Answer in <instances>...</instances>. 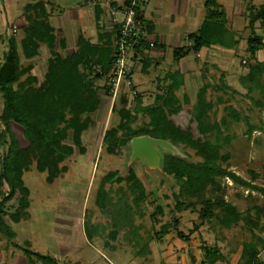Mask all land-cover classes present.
Wrapping results in <instances>:
<instances>
[{"label": "trees", "instance_id": "trees-1", "mask_svg": "<svg viewBox=\"0 0 264 264\" xmlns=\"http://www.w3.org/2000/svg\"><path fill=\"white\" fill-rule=\"evenodd\" d=\"M48 4H52L51 0L25 2L21 8L25 24L21 28L18 44L12 34L3 40L5 49L0 59V146L5 145L6 148L0 153V187L6 183L8 190L6 194L0 190V231L7 236L10 235L4 228V215L15 223L30 217L29 189L23 180L24 172L33 167L44 174L46 183H52L66 170L62 162L67 157L75 151L83 153L81 135L92 123L88 114L94 112L100 102L93 80L102 78L107 82L113 59L112 30L105 29L100 23L104 8L99 3L93 5L95 41L77 31L73 51L65 55L56 50L57 47H66V38L61 28L50 23ZM203 6L204 16L200 25L184 35L187 43L172 47L173 59L178 60L189 53L197 54L201 48L212 44L228 48L237 43L236 32L226 25L217 0H203ZM246 8V25L250 30L246 37L248 61L247 70L239 76L238 82L246 88V93L258 88L264 95V60L255 56L256 51L264 47V37L254 32V22L264 20V0L256 6L250 3ZM151 27V23L147 22L148 33ZM41 45L47 48L48 57L42 79L38 81L30 72V63L22 64L20 61V54L24 59L33 57ZM147 48L148 43L144 39H139L134 47L133 56L143 71L149 65L157 64L146 54ZM182 83V73L177 69H168L157 78L156 91L149 103H142L139 93L132 97V101L123 92L119 94L118 106L114 107L118 120L102 136L106 152L118 153L122 147L130 145L132 138L149 136L163 141L156 147H189L199 159H191L181 151H165L158 156L160 171L177 182V191L172 194L174 203L169 209L170 220L162 223L147 239L139 231L141 224L134 222L135 217L143 216V205L147 200L143 183L131 172L124 175L112 170L105 172L99 179L93 200L99 212L109 219L110 227L103 246H109L108 241L116 239L121 233L122 239L134 247L133 254L142 256L149 253L150 239L159 238L170 229L178 238L187 241L188 234L178 229L179 220L174 213L195 209L200 224L213 221L221 228H230L239 222L245 225L250 236L240 243L236 264H264L259 257L260 250L264 248V186L251 182L257 177L254 171H250L248 180L236 174L227 164L228 154L219 153L220 141L229 140L228 135L220 136L221 127L228 118L233 121L243 118L247 133L256 126L231 104L223 105L224 113L218 119H211L210 111H213L214 103L206 98V88H228L220 77V84L204 82L195 94L191 117L197 134L189 127H181L171 115L178 113L182 101H186L183 96L181 101L175 94ZM104 86L106 91L109 90L108 83ZM216 102L221 103L222 99L218 96ZM253 102L264 106L261 98H253ZM137 116L143 119L134 125ZM13 123L21 128V135L26 140L24 146L17 144L12 131ZM222 178L258 191L263 197L261 204H252L245 212L239 210L224 199ZM113 183L117 184L115 189L111 187ZM12 197H15V204L5 206V202ZM161 212V204H154L152 215ZM82 224L88 240L96 236L100 229L105 230V226L92 223L87 217ZM13 245L21 250L28 264H35L36 261L69 264L31 249L28 242H13ZM200 248V264H213L222 256L215 245L202 244Z\"/></svg>", "mask_w": 264, "mask_h": 264}, {"label": "rangeland", "instance_id": "rangeland-1", "mask_svg": "<svg viewBox=\"0 0 264 264\" xmlns=\"http://www.w3.org/2000/svg\"><path fill=\"white\" fill-rule=\"evenodd\" d=\"M22 1L32 0H20L21 4ZM52 1V4H48L50 21L54 27L62 28L66 38V47L56 48L61 55L73 51V40L79 29L84 31L86 36L89 35L88 38L91 41H95L96 30L92 24V12L86 5V0ZM3 2L7 4L9 0H0V8ZM193 2L194 0H180L179 3L177 0H148L146 7L144 6L145 11L151 9L155 12L156 17L152 19L155 32L163 37V41L169 47L186 44L187 41L183 34L197 29L200 25L204 16L203 7L198 8L195 16L187 15L194 5ZM217 2L224 13L226 25L236 32L235 46L220 48L212 44L211 49L207 50L205 55L199 51L200 55L195 58L191 57L195 54L189 53V56L178 60L172 58L170 48H168L166 54L158 57L159 62L149 65L145 71L141 70L139 62L134 63L131 68L132 87L135 94L141 95L142 103H149L156 91L157 78H160L168 69L179 70L182 73L183 83L175 94L181 101L182 96L186 101H182L180 111L171 115V118L176 124L189 127L194 134H197L195 122L191 117L195 94L204 82L220 84L221 77V80L229 86L228 88H206V98L214 103L213 111H210L211 119H218L224 113L223 105L231 104L241 116L246 115L249 122L256 127L247 133V125L243 118L238 121L228 118L227 123L221 127L220 136L228 135L229 140L220 141L219 153L228 154L227 164L236 174L248 180L250 171H254L257 177L251 182L264 186V106H257L253 102V98L264 100V95H261L258 88L246 93V88L238 82L239 76L247 70L248 61L246 37L250 34V30L246 25V7L250 3L256 6L261 0H217ZM19 11H21V6ZM77 16L80 19H77ZM196 21L199 22L196 24ZM102 25L105 29L109 27L104 22ZM8 31L18 44L22 33H19L17 28L14 33H11L9 29ZM254 32L264 37V20L254 22ZM4 49L5 44L3 43L0 45V53ZM146 54L150 57V49ZM255 56L258 60H264V47L259 48ZM47 57V48L41 45L38 53L33 57L24 59L20 54V61L22 64L30 63V72L40 81ZM106 83L102 78L93 80L100 102L97 109L88 114L92 123L81 135L83 153L75 151L67 157L62 162L66 165V170L52 183H46L44 174L37 172L33 167L24 172L23 180L29 189L28 212L30 217L28 220H20L17 223L5 217L4 228L10 236L0 231L4 239L8 242L11 239L18 244L28 242L31 249L57 257L60 263L69 264L83 263L73 251L79 247L83 248L80 249L81 254L90 250L94 259L104 264L114 263V261L116 264H200L202 259L200 245L202 244L215 245L220 249L222 256L213 264H236L240 243L250 236L247 227L241 222L230 228H221L213 221H204L200 224L195 209H185L174 213L179 220L178 229L188 234L187 241L178 238L173 229H170L159 238L150 239L148 241L149 253L142 256L133 254L134 247L122 239L121 233L116 239L108 241L109 246H103L105 234L110 227L109 219L99 212L93 200L99 179L105 172L112 170L123 175L131 172L143 183L147 200L143 205V216L135 217L134 222L141 224L139 231L147 239L159 229L162 223L170 220L169 209L174 203L172 194L177 191V182L160 171L158 156L165 151H181L191 159H199L191 148L181 145L177 148L155 146L157 156L155 151L145 155L135 154L131 145H125L118 153L106 152L102 136L104 131L115 125L118 120L114 107L118 106L119 94L123 92L131 101L135 95L131 94L130 88L121 86L117 98L112 102L108 90H105ZM218 96L222 99L221 103L216 102ZM141 119L143 118L137 116L134 125H138ZM1 130L0 125V132ZM12 131L17 144L24 146L26 140L21 135L20 126L13 123ZM5 148V145H1L0 153ZM121 184L124 185L123 182ZM221 184L224 188V199L243 212L252 204L260 205L262 202L263 197L258 191L235 183L229 178H222ZM111 187L115 189L117 184L113 183ZM8 204L13 206L15 197L9 200ZM154 204H161V213L152 215ZM250 212L253 211L250 210ZM78 215L81 218H78ZM86 217L92 223L105 226V230L100 229L99 233L90 239V242L87 241L81 229L83 228L81 220L83 221ZM194 225L197 227L194 228ZM3 236L0 234V239ZM7 241L0 242V253L3 260L7 257ZM4 244H6L5 248ZM62 248L66 249L65 253L61 250ZM15 250L18 254V249L15 248ZM259 257L264 263V248L260 250ZM18 258H25V256L22 253ZM37 262L36 264H40Z\"/></svg>", "mask_w": 264, "mask_h": 264}, {"label": "built area", "instance_id": "built-area-1", "mask_svg": "<svg viewBox=\"0 0 264 264\" xmlns=\"http://www.w3.org/2000/svg\"><path fill=\"white\" fill-rule=\"evenodd\" d=\"M144 1L107 0L105 2L109 27L112 30L113 59L107 79L110 85L108 93L112 102L117 98L121 86L130 88L131 94H135L130 71L136 62L133 55L138 40L147 41V50L153 46V41L148 38L147 23L140 14ZM9 30L14 33L15 26L11 25Z\"/></svg>", "mask_w": 264, "mask_h": 264}, {"label": "crops", "instance_id": "crops-1", "mask_svg": "<svg viewBox=\"0 0 264 264\" xmlns=\"http://www.w3.org/2000/svg\"><path fill=\"white\" fill-rule=\"evenodd\" d=\"M106 1L107 0H86V5L91 9V12H92V24L93 25H94L93 5L95 3H99L104 8V14L101 16L100 23L104 22V23L108 24V26H109V19H108L107 12H106V9H105L106 8L105 7V2ZM173 1H176V0H173ZM19 2H20V0H9V2L7 4H4V2H3L2 5H1V8H0V45H2L4 43L3 40L5 39V37L7 35H9V31H8V29H10L9 26L14 25L15 26V30L17 28L18 32L21 33V28L25 24L24 19H23L22 15H21V11H19V8H20V6L22 8L24 3L27 2V1H22V4H21V2L20 3ZM51 2L53 3L52 0H51ZM179 2H180V0H177V3H179ZM147 3H148V0H145L144 3L142 4V6L140 8V14H141L142 18L145 20L146 23L149 22L152 25L151 32L148 33V38L151 39L152 41L155 40V42H154V45L150 48V51H151L150 58L153 61L158 63L159 62V60H158L159 58L158 57H161V54H166L168 48H170V53H171L172 47L177 46V45H173L172 47H169V45H167L163 41V39H162L163 37L159 36L158 34H156L155 28H154V24L152 23L153 22L152 19L154 17H156V14H154L155 12L153 10H151V9H147V11H145V7H146ZM193 3H194V5L191 7V10L188 11V13H187V15H189V16H195V13H196V11L198 10L199 7H203V9H204L203 0H194ZM172 5H174V3ZM173 9H174V6H173ZM77 19H80V17L77 16ZM49 21H50V14H49ZM198 22L199 21H196V24ZM50 23H51V21H50ZM57 27L61 28L60 26H57ZM107 29H110V27H108ZM78 31H81L85 37H87V38L89 37V35L86 36L84 31H82L80 29ZM185 34L186 33L183 34V37H184ZM210 47H212V46L203 47V48L200 49V51L202 53H204V55H205V53H207V50L209 51L211 49ZM219 47L220 48H227V47H222V46H219ZM199 55H200V53L198 52L195 55H191V57L195 58V57H197ZM187 56H189V55H186L184 57H187ZM1 57H2V53H0V59H1ZM0 190H1L2 194H6L7 193L8 187H7L6 183L2 184V186L0 187ZM13 198L14 197L8 199L5 202V206L11 207V205H9L8 202H9V200H12ZM5 217L7 218L6 215H4L2 217L4 221H6ZM78 218H81V216L78 215ZM82 222L83 221L81 220V225L83 226ZM81 229H83V228H81ZM82 231H84V230H82ZM0 234L3 236V234L1 232H0ZM1 238L2 239H0V242L2 240L3 241H7V240L4 239V236L1 237ZM87 241L90 242V240H88V239H87ZM13 242H15V241H13L11 239H10L9 242L7 241V243H8L7 257H5V260H3L2 256H1V253H0V263L1 264H5L7 262V264H28L27 261H26V258H21V259L18 258L20 256V254H22V252L17 246L13 245ZM16 244H18V243H16ZM90 246L93 247V245L91 243H90ZM3 247L5 248L6 244H4ZM15 248L18 249V252H19L18 254H16ZM80 249H81V247L75 248V250H73V251H75V253H77V256H78L79 260L83 261L82 264H104L103 262L97 261L96 259H94V257L92 256V252L90 250H86V251H84L81 254L80 251L83 248L81 250ZM61 250H63V252L65 253L66 249L62 248ZM60 252H62V251H60ZM13 254H14V257H13ZM55 258L58 260L57 257H55ZM38 262L40 264H42L40 261H38ZM109 264H116V263L114 261V263H109Z\"/></svg>", "mask_w": 264, "mask_h": 264}, {"label": "water", "instance_id": "water-1", "mask_svg": "<svg viewBox=\"0 0 264 264\" xmlns=\"http://www.w3.org/2000/svg\"><path fill=\"white\" fill-rule=\"evenodd\" d=\"M156 144H163L162 140L153 139L149 136H137L131 139L130 145L135 154L145 155L155 151Z\"/></svg>", "mask_w": 264, "mask_h": 264}]
</instances>
